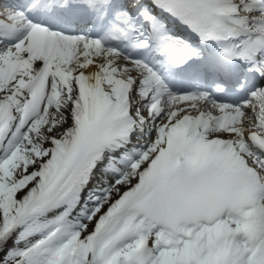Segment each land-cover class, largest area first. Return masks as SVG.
I'll list each match as a JSON object with an SVG mask.
<instances>
[{
  "label": "snow or ice",
  "instance_id": "6c2138e0",
  "mask_svg": "<svg viewBox=\"0 0 264 264\" xmlns=\"http://www.w3.org/2000/svg\"><path fill=\"white\" fill-rule=\"evenodd\" d=\"M0 264H264V0H0Z\"/></svg>",
  "mask_w": 264,
  "mask_h": 264
}]
</instances>
